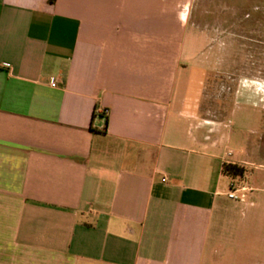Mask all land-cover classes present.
Masks as SVG:
<instances>
[{
    "label": "crops",
    "instance_id": "crops-1",
    "mask_svg": "<svg viewBox=\"0 0 264 264\" xmlns=\"http://www.w3.org/2000/svg\"><path fill=\"white\" fill-rule=\"evenodd\" d=\"M262 5L0 0V264H264Z\"/></svg>",
    "mask_w": 264,
    "mask_h": 264
},
{
    "label": "trees",
    "instance_id": "trees-1",
    "mask_svg": "<svg viewBox=\"0 0 264 264\" xmlns=\"http://www.w3.org/2000/svg\"><path fill=\"white\" fill-rule=\"evenodd\" d=\"M245 172V169L238 165L225 164L223 166V173L232 180V183L234 180H241V178L244 177Z\"/></svg>",
    "mask_w": 264,
    "mask_h": 264
},
{
    "label": "built area",
    "instance_id": "built-area-1",
    "mask_svg": "<svg viewBox=\"0 0 264 264\" xmlns=\"http://www.w3.org/2000/svg\"><path fill=\"white\" fill-rule=\"evenodd\" d=\"M52 86L55 87V83H52ZM108 115V111L105 109L98 110L95 113V118H101V119H106ZM229 199L234 200V201H242L244 200L245 196L244 194L238 195L236 192H231L228 195Z\"/></svg>",
    "mask_w": 264,
    "mask_h": 264
},
{
    "label": "rangeland",
    "instance_id": "rangeland-1",
    "mask_svg": "<svg viewBox=\"0 0 264 264\" xmlns=\"http://www.w3.org/2000/svg\"><path fill=\"white\" fill-rule=\"evenodd\" d=\"M257 4H258V2H257ZM242 5V4H241ZM240 7H242V6H240ZM257 7V6H256ZM242 8H244L245 10L247 9V8H250V9H252L253 8V6L252 5H250V6H248V5H244ZM219 9H221V6L219 7H216L215 6V12H220V10ZM262 11L264 12V0H263V5H262ZM251 12H253L252 10H251ZM263 135H264V133H263ZM263 175V174H262ZM258 177H259V174H258ZM262 180L263 179H261L260 177H259V179H257V185H258V187H260L261 189H264V185H263V182H262ZM242 180H234L233 181V184H234V186L236 187V188H239L241 185H242ZM259 195H263L264 196V194H263V192H260L259 193Z\"/></svg>",
    "mask_w": 264,
    "mask_h": 264
}]
</instances>
